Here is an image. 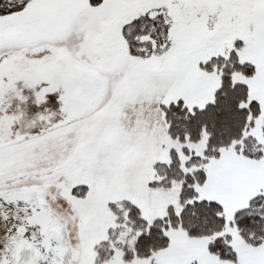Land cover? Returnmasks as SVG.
I'll return each mask as SVG.
<instances>
[{
  "label": "snow or ice",
  "instance_id": "1",
  "mask_svg": "<svg viewBox=\"0 0 264 264\" xmlns=\"http://www.w3.org/2000/svg\"><path fill=\"white\" fill-rule=\"evenodd\" d=\"M0 264H264V0H0Z\"/></svg>",
  "mask_w": 264,
  "mask_h": 264
}]
</instances>
